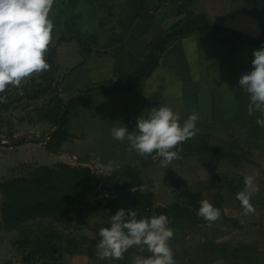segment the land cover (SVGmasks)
<instances>
[{
  "label": "crops",
  "instance_id": "1",
  "mask_svg": "<svg viewBox=\"0 0 264 264\" xmlns=\"http://www.w3.org/2000/svg\"><path fill=\"white\" fill-rule=\"evenodd\" d=\"M139 16L142 19L123 48L111 52L93 49L109 48L123 41ZM196 17L245 37L258 39L264 33V12L249 0H54L52 18L56 28L52 47L59 41L58 36L71 39L58 46L59 59L71 66L62 86L71 98L86 89L133 81L143 60L151 54L152 46ZM80 41L88 43L92 51L86 53ZM262 46L219 31L195 32L170 42L159 66L133 90L102 92L82 102L72 120L69 139L61 149L70 151L78 164L95 167L104 176L112 175L117 164L151 162L154 155L141 156L130 151L126 141L112 138L110 129L113 123L119 126L123 122L130 131L134 130L136 118L145 110L167 104L181 113V123L195 110L199 115V130L222 132L228 124L250 130L245 140L259 144L257 148L263 150L264 127L256 124L259 113L248 114V94L239 85L241 75L252 70L254 50ZM31 147L43 149L44 146L25 143L20 148ZM180 159L179 155L177 162H182ZM58 162L66 161L55 159L45 165ZM110 167L114 169L112 172L102 170ZM194 170L191 174L184 165L176 170L182 188L190 178L199 177V171ZM199 187L193 185L196 193H200ZM214 206L225 212L219 204ZM76 210L89 219L87 222L93 228L87 230L91 231L85 235L87 239L77 241L72 237L74 253L68 252V262L64 264H133L136 255H150L146 249L140 253L133 247L121 259H99L96 248L99 229L108 226L116 210L80 205L74 208L69 221H73ZM226 223L232 228H226ZM261 225L257 221L248 225L249 234H255L248 242L242 239L250 230L244 233L232 222L199 224L188 217L169 218V226L174 230L170 245L176 264H262L264 246L258 229L264 226V221Z\"/></svg>",
  "mask_w": 264,
  "mask_h": 264
},
{
  "label": "trees",
  "instance_id": "2",
  "mask_svg": "<svg viewBox=\"0 0 264 264\" xmlns=\"http://www.w3.org/2000/svg\"><path fill=\"white\" fill-rule=\"evenodd\" d=\"M249 2L264 12V1L249 0ZM213 31H219L224 35H229L248 43L264 44V33L262 37L254 39L245 37L236 31L223 29L221 26L201 17L189 19L181 28L168 33L152 46L151 54L143 60L132 78L134 84L122 85L123 82L121 81L109 85L112 88L108 90H106L109 87L108 85H102L86 89L82 92L84 93L82 97L69 98L68 100L58 95L54 96L47 106L38 112V119L50 123L55 128L49 135L51 140L47 144L46 149L53 153L61 149L62 144L70 136L71 114L77 109L79 104L92 96L91 93L93 91L96 89H102L103 93L131 91L137 84L145 81L159 66L161 57L170 42L195 32L209 33ZM70 40L65 36L60 37L58 43L50 51L49 58L51 61L58 50V46L62 42ZM80 44L84 51H92L88 43L80 41ZM55 85L53 67H51L46 84L39 85L38 89L29 95V98L36 100L50 94L55 89ZM15 102L16 99L8 102L0 101V109L10 110L15 105ZM63 110L66 111L58 128ZM8 136L14 137V133L9 132ZM25 143L28 142L25 141L15 146ZM0 145L2 144L0 143ZM179 147L181 151L183 149L188 150V155L196 154L202 157L206 155L212 161L228 158V156L233 154L225 153L223 146L210 143L207 137H199L197 143H191L186 146L187 148L182 145H179ZM143 185L140 170L132 167H127L123 174L116 171L112 175L104 176L94 173L92 166L82 163L76 166L62 162L54 166L41 165L32 169L26 176L0 184L1 216L5 228L21 230V238L17 241V245L18 249L27 251L24 257V263L26 264H62L60 256L63 252V245L60 233L55 229H51L39 235L32 231L27 224L37 220L43 221L44 219H50L56 223L69 221L73 217L74 208L80 205L94 207L98 210L113 209L117 211L120 208H132L136 209L140 216H152L163 213L169 218L188 217L199 224L213 223L205 221L198 215L202 193L187 192L190 200L183 205L176 203L168 207L154 206L155 194L143 192L141 189ZM92 194L95 197L92 198ZM217 221L232 222L236 228L241 230L248 228L239 219L228 217L224 211H221V216ZM67 242L71 247L65 249L64 252L74 253V241L69 239ZM2 264L15 263L6 261Z\"/></svg>",
  "mask_w": 264,
  "mask_h": 264
},
{
  "label": "rangeland",
  "instance_id": "3",
  "mask_svg": "<svg viewBox=\"0 0 264 264\" xmlns=\"http://www.w3.org/2000/svg\"><path fill=\"white\" fill-rule=\"evenodd\" d=\"M60 37L61 36H58V39H60ZM56 43H58V40ZM51 49L52 45L49 47L45 57L49 63V68L47 70L34 74L18 86H9L5 92L0 93V95L5 97L3 102L16 99L15 105L10 110L0 109V137H9V132H13L14 137L28 132L36 133L43 137H50L49 135L54 131L55 128L53 125L38 119V112L44 109L54 96L58 95L68 100L69 93L62 85L63 79L68 74L71 66L69 63L66 65V63L63 62V55L61 57L62 59H59L60 55L58 50L51 61L49 58ZM70 51V53H72L71 49ZM88 52L86 51V53ZM121 53L123 52L119 54ZM51 67H53L54 81L56 84L55 89H53L50 94L42 96L39 99H30L29 95L37 90L39 85L46 84L51 72ZM131 67L132 66H130V68ZM78 106H80V104ZM76 110L70 116L71 123L76 114ZM248 133H250V130H239L236 129L234 124H228L226 131L222 132L215 133L211 130H199L194 137L184 141L182 145L187 148L186 146L191 143H197L199 137H207L210 143L223 146L225 153H233L231 154L232 156H228V158H220L212 161L209 160L206 155L204 157L196 154L188 155V150L183 149L181 151L180 147L177 146L182 162H177L178 158H176L167 166H161V158L153 153L152 155L154 156L151 162H144V164L134 163L133 165L117 164L115 170L111 167L102 170H104V172H112L114 170V172L117 171L121 174L124 173L127 167L140 170L144 183L141 189L143 192H153L155 194L154 206L168 207L176 203L183 205L190 200L187 192L196 193L197 190L193 188V185L197 187L201 185L198 191L200 193L202 192V199H208L213 205L219 204V207H223L228 216L240 219L242 224L248 226L250 223L253 224L257 221L263 226L264 149L260 151L257 148L259 144L255 145L254 142L245 140L243 137ZM20 147L21 145L12 146V148L10 146L0 145V184L18 177L26 176L32 169L43 165L39 163H44V165L49 164L55 159H64L67 164L73 166L78 165V163L66 153H63V157L61 158L62 155L57 156L55 153L48 151L45 147H43V149L32 147L30 149H25ZM64 151L66 150L60 149L58 152ZM152 155L146 156L151 157ZM182 155L184 157H182ZM54 165L55 164H53V166ZM182 165L186 166V169H188L191 174L195 171L194 169L199 171L197 175L199 177L190 178L187 182V186L184 188L179 184L181 179L176 176V170ZM164 170L168 172L165 173ZM249 174L256 175V182L260 185V190L252 194L251 203L254 211L244 214L243 208L239 204L240 202L236 199V193L243 189L244 176ZM91 197L93 198L95 195L92 194ZM83 221L86 222V224H84ZM87 221H89V219L85 218L84 214L76 210L73 221L56 223L50 219H44L43 221L37 220L29 222L27 225L32 231L39 235L51 229H55L60 233L63 245L60 261L64 264V262H68V252H64V250L71 247L67 241L72 239V237H75L77 241L81 239L84 240L87 239L85 235L91 233V231L87 230L93 227L90 226ZM69 223L71 224L69 225ZM224 226H226V228H232L228 223L224 224ZM248 229L249 227L243 232H247ZM263 229L264 226L259 228L258 231L262 235L261 241L264 246ZM250 232L251 230L246 233L248 235H245V238L242 240L245 241L247 239L248 242L249 240H253L255 234H249ZM20 233V229H9L4 227L0 208V264L6 261H12L15 264H26L24 263V257L27 251L18 249L17 245V241L21 238ZM261 235L257 236L261 237ZM262 254V258L260 259H263L261 263L264 264V247Z\"/></svg>",
  "mask_w": 264,
  "mask_h": 264
},
{
  "label": "clouds",
  "instance_id": "4",
  "mask_svg": "<svg viewBox=\"0 0 264 264\" xmlns=\"http://www.w3.org/2000/svg\"><path fill=\"white\" fill-rule=\"evenodd\" d=\"M54 0H0V93L9 86H18L34 74L49 68L46 53L55 39L56 25L52 18ZM252 70L241 75L239 85L248 94L249 115L259 113L256 124L264 127V46L254 50ZM5 99L0 95V101ZM181 113L167 104L145 110L136 118V127L129 130L123 122L110 129L113 139L126 141L130 151L141 156L155 153L161 166L178 158L177 148L198 132L199 115L192 110L183 119ZM256 175L244 176V187L236 193L244 214L254 211L252 194L260 190ZM198 215L215 222L221 210L208 199H202ZM174 230L166 214L140 216L136 209L120 208L110 216L108 226L99 229L96 244L99 259H121L135 247L142 253L133 264H176L170 240Z\"/></svg>",
  "mask_w": 264,
  "mask_h": 264
},
{
  "label": "water",
  "instance_id": "5",
  "mask_svg": "<svg viewBox=\"0 0 264 264\" xmlns=\"http://www.w3.org/2000/svg\"><path fill=\"white\" fill-rule=\"evenodd\" d=\"M142 17L139 16L137 17L136 21L134 22L133 26H132V29L129 31V33L126 35V37L123 39V41L113 45L112 47H109V48H93L95 50H98V51H102V52H111L115 49H118V48H123L128 42L129 40L131 39L134 31H135V28L137 27V25L139 24V22L141 21ZM134 81H126V82H123L122 85H130V84H133ZM112 88L111 86L107 87L106 90ZM102 89H96L95 91H93L91 94L94 95V94H100L102 93ZM84 95V93H78L76 95H74L73 97L71 98H77V97H82ZM65 111L66 110H63L62 112V115L60 117V121H59V124H58V128L60 127L61 125V119L63 117V115L65 114ZM51 140V137H43V136H40L36 133H32V132H28V133H23L21 135H19L18 137H0V143L2 145H6V146H15L19 143H22V142H28V143H38V144H42L45 148H47V144L50 142ZM63 153H66V154H69L70 157L77 161L76 158L71 154L70 151H64V152H56L55 154L57 155H62ZM93 170H94V173H97L96 171V168L93 167Z\"/></svg>",
  "mask_w": 264,
  "mask_h": 264
}]
</instances>
